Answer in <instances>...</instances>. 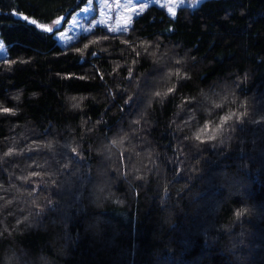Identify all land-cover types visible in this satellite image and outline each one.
I'll use <instances>...</instances> for the list:
<instances>
[{
	"label": "trees",
	"instance_id": "obj_1",
	"mask_svg": "<svg viewBox=\"0 0 264 264\" xmlns=\"http://www.w3.org/2000/svg\"><path fill=\"white\" fill-rule=\"evenodd\" d=\"M86 2L0 0V264H264V0L150 5L67 46L21 18Z\"/></svg>",
	"mask_w": 264,
	"mask_h": 264
},
{
	"label": "rangeland",
	"instance_id": "obj_2",
	"mask_svg": "<svg viewBox=\"0 0 264 264\" xmlns=\"http://www.w3.org/2000/svg\"><path fill=\"white\" fill-rule=\"evenodd\" d=\"M203 1L204 0H135L133 6L138 7L141 3L146 4V8L150 5H159L165 8L167 14L171 16L168 12V6H173L174 11L177 12L181 7H188L190 9L195 8ZM104 3L105 0H93V3L89 4L87 0L78 11L69 16L67 22L61 29V31L65 33V38H61L58 33L54 35L57 43L60 46H67L78 39L81 35L86 34L97 27L104 28L112 33L122 31L126 16L131 15V12H126L124 8L117 9L116 7L118 3H124V0H107V7L102 6ZM85 8H90L91 10L85 12L83 10ZM136 16L137 15H132V20ZM73 21L75 23H73ZM129 25H127V28ZM110 28L119 30L110 31ZM0 46H2L0 47V60H3L7 54L6 48L1 39Z\"/></svg>",
	"mask_w": 264,
	"mask_h": 264
},
{
	"label": "snow or ice",
	"instance_id": "obj_3",
	"mask_svg": "<svg viewBox=\"0 0 264 264\" xmlns=\"http://www.w3.org/2000/svg\"><path fill=\"white\" fill-rule=\"evenodd\" d=\"M134 2L135 0H124V3H118L116 5L117 9L119 8H124L126 10V12H131V15H127L125 20H124V27H123V30L124 31H127L128 28H127V25L131 24L132 23V15H139L140 13H142L144 11V9L147 7L146 4H143L141 3L138 7H134ZM88 3L89 4H92L93 3V0H88ZM103 7H107L108 4H107V0H105V3L102 5ZM163 6V5H162ZM85 12L87 11H90L91 9L90 8H85L83 9ZM168 12L169 14L172 16V17H175L176 16V12L174 11V8L173 6H168ZM21 18L27 22L28 24L30 25H34L37 29L45 32V33H49V34H59V36L61 38H65V33L62 32L60 29L62 28L63 26V23L65 22V18L64 17H58L56 20L52 21V24L55 26H49L47 24H43V23H38V21L36 19H30L29 16L27 15H23L21 14ZM73 23H75L73 21ZM110 31H115V30H119V29H109ZM2 47V46H0ZM89 45L88 44H85L84 45V48L85 49H88ZM77 52H81L80 49H77ZM91 55H95V53H91ZM82 58H83V54H82ZM12 63H15V61H12ZM99 78L101 80H103V75L102 74H99ZM132 73L131 71H129V76H131ZM81 79H83V77H80ZM168 92L169 93H172L174 92V89L173 88H169L168 89ZM161 94L159 92L156 93V96H160ZM16 99H19V97H16ZM72 100H76L75 97H72L71 98ZM187 104L188 105H191V100H188L187 101ZM74 108L75 107H79L78 104H73L72 105ZM214 108H219V109H223L225 107V104L223 103H220V104H214L213 105ZM0 114H10V115H15V110L14 108H9V107H3V106H0ZM211 115V113H210ZM242 115H247V113H243ZM236 116V114L234 112H229V113H226L224 115H220L219 113H217V117H218V122H216L213 126V121L209 120L207 122H205V124L201 127L200 129V133H198L196 136H195V139L200 141L201 143H205L204 140L201 139V134L205 135L207 137V140L208 141H214L217 139V136L219 133H222L223 130L226 128V127H229V121L233 119V117ZM236 120L237 121H240V117H236ZM242 122V121H241ZM138 123V121H137ZM113 144H116L117 141L113 140L112 141ZM76 150L73 149V152H75ZM14 154V149L12 148H9L8 151H6L4 154H3V158H6V157H11L12 155ZM3 158H0V159H3ZM32 176H37L39 175V173L37 172H32L31 173ZM10 203V201L8 202ZM50 203V201H49ZM237 216H240L241 213L240 212H237L236 213Z\"/></svg>",
	"mask_w": 264,
	"mask_h": 264
},
{
	"label": "water",
	"instance_id": "obj_4",
	"mask_svg": "<svg viewBox=\"0 0 264 264\" xmlns=\"http://www.w3.org/2000/svg\"><path fill=\"white\" fill-rule=\"evenodd\" d=\"M62 17L65 18V22H66L68 17H67V16H62ZM65 22L63 23V26H64ZM63 26H62V28H63ZM54 27H55V26H54ZM62 28H61V29H62ZM61 29H60V30H61Z\"/></svg>",
	"mask_w": 264,
	"mask_h": 264
}]
</instances>
